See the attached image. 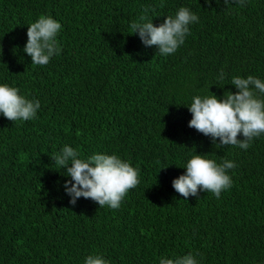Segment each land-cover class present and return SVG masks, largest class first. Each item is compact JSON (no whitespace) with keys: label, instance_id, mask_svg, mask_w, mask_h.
I'll return each instance as SVG.
<instances>
[{"label":"trees","instance_id":"trees-1","mask_svg":"<svg viewBox=\"0 0 264 264\" xmlns=\"http://www.w3.org/2000/svg\"><path fill=\"white\" fill-rule=\"evenodd\" d=\"M180 7L199 20L175 53L130 34L145 9L158 26ZM42 14L61 23L62 51L34 66L24 47ZM236 75L264 81V0H0V84L41 104L34 120L0 114V264H264V134L244 150L188 126L192 97L236 92ZM65 145L120 156L139 184L118 209L71 204L51 158ZM196 154L235 162L219 199L172 186Z\"/></svg>","mask_w":264,"mask_h":264},{"label":"clouds","instance_id":"clouds-1","mask_svg":"<svg viewBox=\"0 0 264 264\" xmlns=\"http://www.w3.org/2000/svg\"><path fill=\"white\" fill-rule=\"evenodd\" d=\"M228 0H225L227 3ZM241 6L244 0H236ZM211 3V0H209ZM148 9L138 20L131 22L130 34H138L146 47L155 46L159 54L175 53L185 38L190 34L189 25L198 22L199 17L187 7H180L174 16L169 15L158 26L149 19ZM62 25L52 16L41 15L30 23L24 47L31 57L32 65L44 66L54 55L62 51L56 39ZM221 71L219 79H224ZM231 84L238 89L225 91L223 98L215 93L211 95H195L188 105L192 118L189 127L205 136H210L213 143L217 139L220 146H238L247 150L254 138L264 134V81L248 75L247 78L236 75ZM19 89L8 84H0V114L13 122L34 120L41 104L39 100L28 99L20 95ZM242 134L243 138H238ZM54 165L66 168V175L71 179L64 184L66 193L71 197L70 203L75 205L77 199H92L100 208L118 209L129 189L139 184L138 168L116 154L95 153L87 158H80L79 153L71 146L65 145L62 150L51 156ZM70 165V166H69ZM236 167L234 161L224 159L217 163L206 155H192L187 161L186 172L172 181V186L185 200L189 196L199 197L201 190L211 192L217 199L222 190L232 186L229 169ZM84 264H109L103 255H88ZM159 264H199L192 252L175 258L161 257Z\"/></svg>","mask_w":264,"mask_h":264}]
</instances>
